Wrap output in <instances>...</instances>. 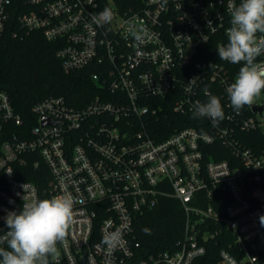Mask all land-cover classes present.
I'll use <instances>...</instances> for the list:
<instances>
[{"label":"built area","instance_id":"1","mask_svg":"<svg viewBox=\"0 0 264 264\" xmlns=\"http://www.w3.org/2000/svg\"><path fill=\"white\" fill-rule=\"evenodd\" d=\"M14 1L0 0V37ZM233 2L241 0H24L13 36L40 31L65 72L94 68L96 92L78 107L45 96L26 120L0 88V235L8 212L68 193L74 222L49 264H210L223 231L214 264H264V103L234 111L226 89L242 65L216 51ZM106 7L114 18L98 27L92 17ZM140 27L143 43L130 32ZM208 94L225 113L217 126L192 118ZM161 196L180 202L183 234L142 257L134 223ZM115 229L124 242L110 252L101 240Z\"/></svg>","mask_w":264,"mask_h":264},{"label":"clouds","instance_id":"2","mask_svg":"<svg viewBox=\"0 0 264 264\" xmlns=\"http://www.w3.org/2000/svg\"><path fill=\"white\" fill-rule=\"evenodd\" d=\"M167 0H163V5ZM230 27L226 29L227 43L217 47L220 60L242 65L227 89V95L234 111L239 114L245 106H252L264 91V63L257 58L264 55V0H241L228 5ZM114 13L106 7L92 20L98 27L111 23ZM138 43H143L147 30L143 27L130 29ZM260 34V35H258ZM191 82V81H190ZM225 117L218 96L208 94L207 102H195L192 118H208L217 126ZM208 139L205 134L204 137ZM76 198L71 194L55 196L50 199H34L23 203L19 212L10 211L4 218L7 231L0 235V264H49V257L55 256L58 243H63L69 228L74 222ZM264 226V215L260 216ZM146 235L151 229L144 228ZM120 229L105 231L101 244L110 252L123 243Z\"/></svg>","mask_w":264,"mask_h":264},{"label":"trees","instance_id":"3","mask_svg":"<svg viewBox=\"0 0 264 264\" xmlns=\"http://www.w3.org/2000/svg\"><path fill=\"white\" fill-rule=\"evenodd\" d=\"M14 6L0 37V88L8 93L14 109L28 120L32 117L31 106L48 95H62L70 105L83 106L96 92V83L91 77L94 68L89 65L65 72L55 55L56 43L46 40L38 30L13 36L17 16L28 9L24 0H15ZM171 117L177 125L178 117ZM4 137L5 133H1L0 143ZM249 146L255 149L253 144L249 143ZM137 217L132 243H138L136 249L142 257L175 247L183 234L185 213L180 202L172 196H161L153 209ZM144 228L151 229L152 234L146 235L142 231ZM224 236L229 235L223 231L209 245L205 258L210 264L215 263L217 250L225 244Z\"/></svg>","mask_w":264,"mask_h":264},{"label":"rangeland","instance_id":"4","mask_svg":"<svg viewBox=\"0 0 264 264\" xmlns=\"http://www.w3.org/2000/svg\"><path fill=\"white\" fill-rule=\"evenodd\" d=\"M255 102L259 104L264 103V91H262L261 95L256 98Z\"/></svg>","mask_w":264,"mask_h":264},{"label":"water","instance_id":"5","mask_svg":"<svg viewBox=\"0 0 264 264\" xmlns=\"http://www.w3.org/2000/svg\"><path fill=\"white\" fill-rule=\"evenodd\" d=\"M257 109L260 110L261 107H258ZM46 122H47V118L43 117V118H42V123H46ZM84 264H87V263L84 262Z\"/></svg>","mask_w":264,"mask_h":264}]
</instances>
